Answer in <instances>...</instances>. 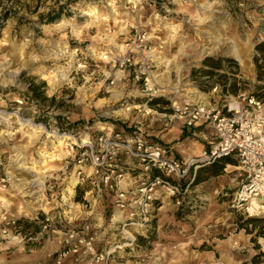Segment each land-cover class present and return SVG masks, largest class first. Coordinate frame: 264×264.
Segmentation results:
<instances>
[{
    "label": "rangeland",
    "instance_id": "obj_1",
    "mask_svg": "<svg viewBox=\"0 0 264 264\" xmlns=\"http://www.w3.org/2000/svg\"><path fill=\"white\" fill-rule=\"evenodd\" d=\"M233 44L245 63L231 53ZM127 54L132 66L112 61ZM207 57L219 67L204 65ZM139 68L147 84L135 81ZM51 70L68 78L52 84ZM243 94L264 100V0H0V109L16 111L0 122V264H53L64 237L58 221L65 218L91 222L98 249L115 250L119 242L113 264H198L189 252L193 235H212L215 245L200 249L218 250L221 264H264V218L230 207L242 180L235 156L217 175L218 160L199 161L186 203L164 198L153 231L125 246L121 230L109 224L110 199L97 200L91 180L77 199L82 184L75 185L73 154L55 144L56 129L95 138L141 128L156 140L158 132L182 129L172 153L199 157L211 148L214 129L186 127L175 106L221 108ZM21 117L49 132L35 134ZM45 152L54 159L43 165ZM4 214L17 219L15 228L5 225ZM42 214L54 218L49 228L37 219ZM235 240L247 248L239 250Z\"/></svg>",
    "mask_w": 264,
    "mask_h": 264
},
{
    "label": "built area",
    "instance_id": "obj_2",
    "mask_svg": "<svg viewBox=\"0 0 264 264\" xmlns=\"http://www.w3.org/2000/svg\"><path fill=\"white\" fill-rule=\"evenodd\" d=\"M112 61L121 68L133 65L130 54ZM145 75V68L135 69L136 82L146 80L147 84ZM175 111L186 127L207 123L214 129V142L200 158H177L170 147L141 128L128 133L103 132L95 138L54 130L67 141V149L73 154L78 175L75 185L91 180L96 199H110L113 213L109 224L121 230L125 246L136 244L138 235L153 231V220L164 198H172L178 206L186 203L196 178L190 170L201 160L214 162L235 156L242 180L230 207L249 218H264V100L243 94L221 108L203 102H184L175 106ZM3 118L0 114V122ZM3 181H9V176L3 177ZM45 220L44 227L49 228L54 218L47 214ZM2 221L8 228L17 226V219L6 214ZM64 221H58L65 223L61 228L64 237L53 264H113L115 250L122 247L119 242L115 250L98 249L91 222L77 224L66 218Z\"/></svg>",
    "mask_w": 264,
    "mask_h": 264
},
{
    "label": "crops",
    "instance_id": "obj_3",
    "mask_svg": "<svg viewBox=\"0 0 264 264\" xmlns=\"http://www.w3.org/2000/svg\"><path fill=\"white\" fill-rule=\"evenodd\" d=\"M182 133H183V131L181 129L178 134L173 135L175 137V138H173V136H170L169 134H160L158 132L157 134H155L156 135L155 137H159L158 141L162 142L163 144L167 145L170 148H173L175 146H173V144H171V143L175 139L179 138ZM195 180H196V178H195ZM239 236H241V235H239ZM211 237H212V235L211 236H205V238H199L198 236L193 235V238L191 239L193 244L191 245V249H190L191 251H189V252H190V255H192L193 257L197 256L195 261L198 264H221L223 261V260H221L220 257L219 258L217 257L218 250L213 249V250L203 251L200 249L201 247H203V246L206 247L209 244L213 245V246L215 245L216 242ZM235 241L236 242L233 245H236V247H238L239 250H244L247 248L246 242L241 243V242H237L239 240H235ZM236 262H240V260L234 259V262L230 263V264H235Z\"/></svg>",
    "mask_w": 264,
    "mask_h": 264
},
{
    "label": "bare ground",
    "instance_id": "obj_4",
    "mask_svg": "<svg viewBox=\"0 0 264 264\" xmlns=\"http://www.w3.org/2000/svg\"><path fill=\"white\" fill-rule=\"evenodd\" d=\"M123 48V46H122ZM203 51H206V48L203 49ZM231 53L234 54V56L236 57L237 60H239L241 62V64L245 63L246 61V58L243 56V54L241 53V51L239 50V48L233 44L232 48H231ZM49 78H50V81L51 83L53 84L55 79H61V80H66L68 78L67 74L64 73L63 70H51L48 74ZM0 114H1V117H4V118H10L12 116V114H16V111H7V110H1L0 111ZM19 120L21 121L20 124L24 127V126H32L31 128L33 129L34 133L35 134H40L42 132H46L47 130L45 129L44 126L40 125V124H34L32 122L31 119L29 118H25V117H21L19 118ZM49 132V131H47ZM51 135V134H49ZM55 139H56V146H64L66 145L65 144V140L63 139V136H60V135H56L55 134ZM52 152L51 154L49 152H45L41 155V158L39 160V162H41L43 165H46L48 164L50 161H52L54 158L52 157ZM18 163H21L18 162ZM21 165H23V163H21ZM35 165L34 166H31V169H34ZM40 178V177H39Z\"/></svg>",
    "mask_w": 264,
    "mask_h": 264
},
{
    "label": "trees",
    "instance_id": "obj_5",
    "mask_svg": "<svg viewBox=\"0 0 264 264\" xmlns=\"http://www.w3.org/2000/svg\"><path fill=\"white\" fill-rule=\"evenodd\" d=\"M55 19L54 17L51 18V20ZM203 64L204 65H207V66H211L213 68H217L219 67V63L215 60V58L213 57H207L204 61H203ZM203 69V68H202ZM194 70V72L192 73V75L196 74V72H201V70ZM221 161V162H220ZM231 160L229 157H225V158H221V159H218V162H215L214 164V167L212 170H213V174L214 175H217V174H220L221 171L223 170V168L225 167V165L227 163H230ZM86 185V184H85ZM84 184L82 185H79V194H77V199H80L81 196L83 194H81L84 190H89V187L88 186H85ZM38 220H41L43 223H47L45 221L46 219V216L44 214H42L41 216L37 217ZM20 222V221H19ZM36 221H33L31 222L32 224L30 225V227H33L35 231H37V227L35 228L36 225H34L33 223H35ZM39 231V230H38Z\"/></svg>",
    "mask_w": 264,
    "mask_h": 264
}]
</instances>
